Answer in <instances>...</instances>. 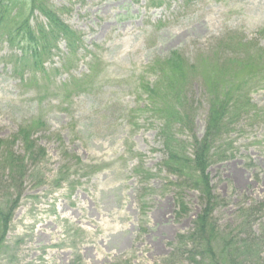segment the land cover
Masks as SVG:
<instances>
[{"label": "rangeland", "instance_id": "obj_1", "mask_svg": "<svg viewBox=\"0 0 264 264\" xmlns=\"http://www.w3.org/2000/svg\"><path fill=\"white\" fill-rule=\"evenodd\" d=\"M48 4L77 33L75 55L62 41L45 58L46 73L23 71L14 67L20 50L0 36V139L39 121L32 139L46 150L45 158L28 164L0 264H191L187 247L178 246L202 205L199 193L163 166L162 122L143 88L155 81L148 68L172 51L199 67L231 58L234 47L220 46L229 38L263 50L264 0ZM35 15L32 23H46ZM258 55L253 69L222 77L224 87L247 93L250 106L234 116L208 173L220 201L213 215L219 230H233L246 217L241 238L262 239L264 53ZM203 82L204 73L188 85L197 108L192 126L174 130L185 146L204 134ZM22 146H15L19 154ZM6 180L0 173L1 201L18 192ZM252 208L250 215L242 212Z\"/></svg>", "mask_w": 264, "mask_h": 264}, {"label": "trees", "instance_id": "obj_2", "mask_svg": "<svg viewBox=\"0 0 264 264\" xmlns=\"http://www.w3.org/2000/svg\"><path fill=\"white\" fill-rule=\"evenodd\" d=\"M48 2L49 0H0V36L6 37L10 47L20 50L19 55L15 56L16 69L24 71L31 68L34 73H46L45 58L49 57L52 50L58 49L62 41L66 43L70 56L79 50L80 39L77 33L61 21ZM36 13L46 23H32ZM220 46L234 47V56L225 60L203 61L200 67L191 63L182 53L170 52L167 57L158 59L149 66V72L155 76V81L147 83L143 88L151 100L154 114L162 122L160 137L166 151L163 166L178 176L179 180H184L186 188L198 192L202 205L194 220L192 232L180 236L182 242L178 248L187 247L183 254L188 255L191 264H264V238H251L249 234L241 238L243 228L247 225L246 217L242 226L223 231L224 233L219 230L213 215L220 201L213 194L208 173L210 166L220 159L217 158L218 153L233 129L234 116L250 106L247 93L231 85L224 87L222 77H227L229 72L233 74L235 70L253 69L255 57L259 54L260 60L264 49L255 52L252 43H243L236 38H229ZM209 68L211 70L208 72ZM199 73L205 74L202 98H206L209 107L205 130L202 138L192 136L185 146L174 130L189 129L194 122L193 114L197 108L190 104L187 92L189 82L199 77ZM217 73L220 74L219 77H215ZM40 123L37 121L22 126L13 139H0V173L7 175L8 189L18 190L14 199L0 200V255L6 249V237L20 200L19 190L28 173V164H36L46 156V150L32 139ZM17 143L23 145L24 154L15 150ZM224 157L227 158H222ZM254 210L257 209L242 212L250 215ZM182 211L186 212L184 206Z\"/></svg>", "mask_w": 264, "mask_h": 264}]
</instances>
